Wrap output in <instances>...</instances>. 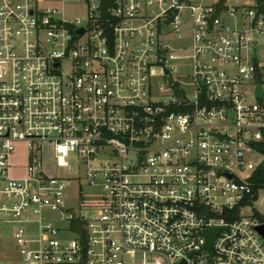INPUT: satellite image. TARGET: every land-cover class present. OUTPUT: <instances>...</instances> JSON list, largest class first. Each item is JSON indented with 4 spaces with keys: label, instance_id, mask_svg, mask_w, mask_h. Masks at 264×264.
<instances>
[{
    "label": "built area",
    "instance_id": "obj_1",
    "mask_svg": "<svg viewBox=\"0 0 264 264\" xmlns=\"http://www.w3.org/2000/svg\"><path fill=\"white\" fill-rule=\"evenodd\" d=\"M258 86L252 0H0V264H264Z\"/></svg>",
    "mask_w": 264,
    "mask_h": 264
},
{
    "label": "rangeland",
    "instance_id": "obj_2",
    "mask_svg": "<svg viewBox=\"0 0 264 264\" xmlns=\"http://www.w3.org/2000/svg\"><path fill=\"white\" fill-rule=\"evenodd\" d=\"M216 0H206L207 3H212V2H215ZM242 3H247L248 0H241ZM83 9H72L70 12H69V16L71 17H75L77 16L78 14L82 15L83 14ZM20 151L18 152L16 158H15V161L17 162H23L25 160V158L27 157V152L26 150L24 149V146H20ZM71 175H75L77 172H76V163H74L73 161H71ZM56 164H55V161L53 160V158H49L48 159V167L50 169H52V171H56L58 174H61V171H57V170H53V168H55ZM255 207L259 210V211H262L264 212V200H262L260 203L256 204Z\"/></svg>",
    "mask_w": 264,
    "mask_h": 264
},
{
    "label": "trees",
    "instance_id": "obj_3",
    "mask_svg": "<svg viewBox=\"0 0 264 264\" xmlns=\"http://www.w3.org/2000/svg\"><path fill=\"white\" fill-rule=\"evenodd\" d=\"M252 1L254 2L257 9L261 13H264V0H252ZM259 151L264 156V142L260 146ZM251 181L254 185V189L256 192L264 188V162L254 173Z\"/></svg>",
    "mask_w": 264,
    "mask_h": 264
},
{
    "label": "water",
    "instance_id": "obj_4",
    "mask_svg": "<svg viewBox=\"0 0 264 264\" xmlns=\"http://www.w3.org/2000/svg\"><path fill=\"white\" fill-rule=\"evenodd\" d=\"M81 33H83V30H81ZM257 95L258 96H263L264 95V92H263L261 86H258V88H257ZM257 230L259 231V233L264 238V225L258 227ZM218 231H219L218 228H213V229H211L210 233L208 234V244H207V248L208 249L210 248L212 242L215 240V237H216Z\"/></svg>",
    "mask_w": 264,
    "mask_h": 264
}]
</instances>
